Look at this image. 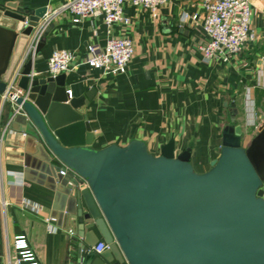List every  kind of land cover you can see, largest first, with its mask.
<instances>
[{"label":"water","instance_id":"water-1","mask_svg":"<svg viewBox=\"0 0 264 264\" xmlns=\"http://www.w3.org/2000/svg\"><path fill=\"white\" fill-rule=\"evenodd\" d=\"M46 14L0 3V104L8 116L20 107L15 120L62 194V218L80 240L73 264H264V119L248 146L226 127L204 173L190 149L175 153L174 140L158 156L141 140L95 149L84 113L90 94L69 98L65 74L32 76V58L18 69ZM43 46L41 38L34 54ZM10 84L21 94L2 101ZM100 239L108 249L97 255L90 248Z\"/></svg>","mask_w":264,"mask_h":264},{"label":"crops","instance_id":"crops-1","mask_svg":"<svg viewBox=\"0 0 264 264\" xmlns=\"http://www.w3.org/2000/svg\"><path fill=\"white\" fill-rule=\"evenodd\" d=\"M67 1L0 3L47 8L50 31L42 36L44 46L32 55L29 41L18 69L32 58V76H50L48 60L54 51L74 53L72 70L65 73L67 91L71 99L91 96L84 113L94 135L93 148L141 140L158 156L161 147L174 140L175 153L190 149L195 171L204 173L220 155L226 127H240L244 146L257 135L264 119V0H252L253 40L239 55L217 57L209 65L198 51L208 40L202 0H176L161 7L156 18L125 4L123 12L131 22L114 25L112 34L130 38L134 55L127 72L117 76L83 64L89 46L105 47L108 31L102 19L74 24L64 11ZM186 14L199 18L184 22ZM8 114L0 107V264H7L6 246L18 236L26 237L38 264H73L80 240L71 220L62 218V194L44 156L23 137L24 125L9 123ZM47 217L57 219L56 232L48 231Z\"/></svg>","mask_w":264,"mask_h":264},{"label":"built area","instance_id":"built-area-1","mask_svg":"<svg viewBox=\"0 0 264 264\" xmlns=\"http://www.w3.org/2000/svg\"><path fill=\"white\" fill-rule=\"evenodd\" d=\"M176 0H68L64 11L72 18L74 24H79L85 19H102L108 31V39L103 49L96 46L88 47V54L83 64L92 69L102 71L105 75L117 76L127 72L129 63L134 55L133 42L128 37H117L112 34V28L116 24L128 26L130 19L124 15L125 4L148 10L156 18L159 9ZM203 31L207 36V42L198 47L201 60L209 65L217 57L239 55L253 40L252 25V0H202ZM198 14L184 15L183 21H197ZM50 24V17L46 16L40 23L29 42V53L34 51L41 40L45 29ZM74 53L70 50H56L48 60V74L57 76L72 70ZM16 75V74H15ZM13 81V78L10 80ZM10 88L1 96V100L13 101L10 98L12 91L21 94L16 88ZM69 98L71 92L67 91ZM1 109L3 107L0 104ZM13 107V106H12ZM22 115L20 107L8 118L13 122L17 116ZM7 128H5L6 130ZM23 137L26 134L23 133ZM23 182L22 178H18ZM27 205V203H25ZM28 207V206H27ZM48 231L56 232L57 219L47 217L44 219ZM108 249L104 242H99L90 248V251L99 255ZM7 264H38L37 259L25 236L15 237L6 246Z\"/></svg>","mask_w":264,"mask_h":264},{"label":"rangeland","instance_id":"rangeland-1","mask_svg":"<svg viewBox=\"0 0 264 264\" xmlns=\"http://www.w3.org/2000/svg\"><path fill=\"white\" fill-rule=\"evenodd\" d=\"M238 129L240 130V127H238Z\"/></svg>","mask_w":264,"mask_h":264}]
</instances>
